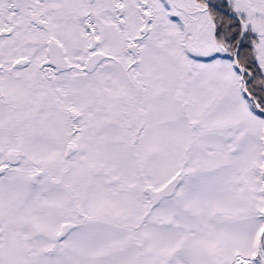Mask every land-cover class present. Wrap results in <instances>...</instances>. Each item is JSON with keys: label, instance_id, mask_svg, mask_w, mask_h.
<instances>
[{"label": "snow or ice", "instance_id": "1", "mask_svg": "<svg viewBox=\"0 0 264 264\" xmlns=\"http://www.w3.org/2000/svg\"><path fill=\"white\" fill-rule=\"evenodd\" d=\"M0 264H264V0H0Z\"/></svg>", "mask_w": 264, "mask_h": 264}]
</instances>
